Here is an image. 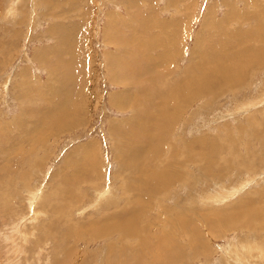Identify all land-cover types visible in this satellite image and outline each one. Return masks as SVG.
I'll return each instance as SVG.
<instances>
[{
	"label": "rangeland",
	"instance_id": "1",
	"mask_svg": "<svg viewBox=\"0 0 264 264\" xmlns=\"http://www.w3.org/2000/svg\"><path fill=\"white\" fill-rule=\"evenodd\" d=\"M242 201L252 228L205 221ZM263 208L264 0H0V264H264ZM143 217L165 237L132 253Z\"/></svg>",
	"mask_w": 264,
	"mask_h": 264
},
{
	"label": "bare ground",
	"instance_id": "2",
	"mask_svg": "<svg viewBox=\"0 0 264 264\" xmlns=\"http://www.w3.org/2000/svg\"><path fill=\"white\" fill-rule=\"evenodd\" d=\"M210 22H212V21H210ZM216 23V22H215ZM214 23V24H215ZM174 36V35H173ZM212 58H209V57H206V60L204 59L203 61L205 62V64L206 63H208V62H210V60H211ZM212 60H214V61H216L215 63H213V64H218L219 63V61H217V60H215V59H212ZM208 65V64H207ZM210 65V64H209ZM241 70V69H240ZM188 71V70H187ZM187 73V72H186ZM214 73V72H213ZM213 73L212 74H210V75H207V76H202V77H200L199 78V75L197 74V78H193V80H192V84L194 83V84H197V88H196V90H195V92H194V94H195V96L194 97H199V96H201V94H203V93H200V92H203V91H205L206 92V94H208V95H213L214 94V92H213V85H218V84H220V81H216V80H214L213 79ZM234 78L231 76V77H229V79H230V82H235V73H234ZM187 79H184L185 81H186V84H189L190 83V80H191V78L188 76V77H186ZM229 81V80H228ZM229 82V83H230ZM183 84V83H182ZM192 84L190 85V86H192ZM237 86V85H236ZM235 86V87H236ZM169 87V86H168ZM215 88V87H214ZM217 88H218V86H217ZM183 89L184 88H182L181 86H179V87H177L176 88V90L175 91H173V94L176 92H182L183 91ZM188 91V93H190V89H188L187 90ZM217 91V90H216ZM169 92V91H168ZM171 93V92H170ZM176 93L174 94V98L176 97ZM216 94H218L217 92L214 94V95H216ZM156 95V94H155ZM165 95V94H164ZM163 95V96H164ZM158 96V95H157ZM161 96V95H160ZM165 97H167L166 95H165ZM132 99V98H131ZM163 99V98H162ZM188 100H190L189 99V97L188 96H182L181 97V102H179V106H177L176 108H174V112L179 116L180 115V113H181V111H182V109H184V107H185V104L187 103V101ZM148 102V101H147ZM165 102V101H164ZM256 102V101H255ZM209 103V102H208ZM151 104V103H150ZM166 105L168 104V103H165ZM254 104V103H253ZM162 105V102H160V105H158L159 107ZM139 107V106H138ZM136 108H137V106H136ZM141 111V110H140ZM135 112V111H134ZM137 112V111H136ZM142 112V111H141ZM136 114V113H135ZM136 115H138V114H136ZM167 115V114H166ZM174 115V114H173ZM172 116V115H171ZM164 118H167L166 116H164ZM153 119V118H152ZM173 119H175V120H177V116L176 115H174V118H171V120L173 121ZM196 119V118H195ZM131 120V119H130ZM139 120V119H138ZM167 120H169V119H167ZM148 121V120H147ZM199 121H201V120H199ZM141 127V126H140ZM139 128V127H138ZM133 131L135 130V129H132ZM210 139V138H209ZM173 144V143H172ZM203 152V151H202ZM202 152H200V154H192V155H188L187 156V159L189 160V161H192V162H194V163H196V165H198L197 163H202L201 161L202 160H204V159H206V156H204V155H202ZM218 152V151H217ZM206 153V152H205ZM211 154H213V152L211 153ZM202 155V156H201ZM86 157V156H85ZM199 163V165H201ZM179 164V163H178ZM194 165V164H193ZM204 166V165H203ZM203 166H202V169H203ZM196 167V166H195ZM171 168V167H170ZM199 168V167H198ZM197 168V169H198ZM201 169V170H202ZM171 170V169H170ZM170 170L167 168V170L165 169L163 172H161L160 174H156V173H153L151 176H152V178H145L144 179V181L140 184V185H138L137 187H136V189H135V193H136V195L140 198V196L141 197H146V196H148L149 195V193L151 192V191H153V190H158V192L160 191L159 190V182L161 181V180H163V183H164V181H165V179H169L170 180V182H172L173 180H178L179 182H180V185H182L185 181H184V179L182 178L183 176V174L185 173H183V170H181V169H178V171H181V172H178L177 171V169H175L171 174H170ZM185 171V170H184ZM213 169L211 170V174L210 175H214L213 174ZM195 172H197V171H195ZM191 174V173H190ZM203 174V173H202ZM185 175H187V174H185ZM192 175V174H191ZM196 175V174H195ZM205 175V174H204ZM182 176V177H181ZM187 176H189V175H187ZM186 176V177H187ZM172 177H175V179H172ZM186 177H185V179H186ZM189 177H191V176H189ZM212 177V176H211ZM214 179V178H213ZM205 180V179H204ZM136 185V183H132L131 185H129L128 187H127V189H126V191H128V192H132V189H133V187ZM164 185V184H163ZM184 185V184H183ZM181 188V186H179V189ZM185 188L183 187V190H184ZM181 190V189H180ZM140 195V196H139ZM210 197H212L213 198V195H210L209 196V198ZM211 199V198H210ZM245 200V203H246V206L245 207H248V206H251V204L253 203V202H248V201H246V199H244ZM206 202V201H205ZM243 202L244 201H242L240 204H241V208H242V211H239L238 213H237V209L239 208H237V209H234L233 207V209L235 210V211H233L232 213H229V215H226V214H223L222 215V212L219 210L217 213H216V211H214V209L213 210H211L210 212H213V213H211V214H208L207 213V217H206V219H205V221H207V222H214V221H218L221 217H225V218H227V220H230V222L232 223V224H230L229 226H228V230H231V229H234L235 227H237V228H241V227H244V226H246L247 224H248V227H251L252 228V225H251V223H247V224H245L244 222L243 223H239V222H237L236 224H235V216H237V215H239V214H242V215H246L247 213H248V211H244L243 209H245L244 208V204H243ZM215 203V202H214ZM217 203V202H216ZM207 204V203H206ZM237 204V203H236ZM215 205V204H214ZM252 207V206H251ZM141 210V213L142 214H145V212H144V208L142 207V206H140L139 207ZM229 209V208H228ZM251 209H253V208H251ZM259 209V208H258ZM264 209V208H263ZM232 210V209H231ZM231 210H228V211H231ZM256 211H257V214L256 215H254L253 217H252V219H255V220H258L256 217H258L259 216V214L260 215H262L263 214V212H262V210H257V209H255ZM249 212H250V210H249ZM227 213V212H226ZM251 213V212H250ZM253 213V212H252ZM259 213V214H258ZM192 215V214H191ZM248 215V214H247ZM107 216H108V214H107ZM186 216V215H185ZM188 216V215H187ZM186 216V217H187ZM109 217V216H108ZM186 217H181V218H177V219H175V218H173V219H175V220H173V221H175L176 223H179V224H181L182 225V227L184 228V227H186V226H188V224H187V219H186ZM247 217V216H246ZM246 217L244 218V220L246 219ZM251 217V216H250ZM259 218V217H258ZM160 220H161V218H159ZM242 219V218H241ZM146 220V217H143L142 218V222L139 224V225H134L133 226V224L131 223V222H129V223H126L125 225H122V226H119V227H117V229L120 231V232H122V233H124V234H127V236H129V235H138V234H140V233H142V232H145L146 233V236L145 237H143V238H141L139 241H138V243L130 250L132 253H134V252H136V250H137V248H142V251L143 250H145V249H147L148 247H149V245L151 244V243H156V244H160V242L164 239V237H165V235H164V231H165V227H166V225H164V226H162V230L160 231V232H163V234L162 233H159V235L158 236H155L154 238H153V240L151 239V228H150V224L149 223H147V221L146 222H144V221ZM162 221V220H161ZM260 221H264V218H263V220L261 219ZM95 222L96 221H90L89 222V228L91 229V227L92 226H94V224H95ZM103 222V223H102ZM190 222H191V220H190ZM254 222V221H253ZM98 223H100V224H98V225H96V227H95V229H92L93 231H92V240L93 241H95L96 239H102V238H105V237H107L109 234H108V230H109V222L107 221V220H99L98 221ZM164 223H165V221H164ZM166 224V223H165ZM169 224L171 225V223L169 222ZM140 225H142L140 228H139V226ZM149 225V226H148ZM162 225V224H161ZM189 225H190V223H189ZM205 225H208V223H206ZM192 228H191V230L193 229V224H191L190 225ZM189 230V229H188ZM191 230H189V232L191 231ZM227 231V230H226ZM251 232V231H250ZM185 234H186V232H185ZM94 235V236H93ZM194 236V235H193ZM124 239V237L123 236H121L120 237V240H123ZM11 242V241H10ZM198 243V242H197ZM174 244V243H173ZM176 245V244H175ZM192 245V244H191ZM190 245V246H191ZM203 245V244H202ZM201 245V246H202ZM206 245V244H205ZM205 245H203L204 246V249H205ZM185 246V245H184ZM185 248H186V246H185ZM19 249V248H18ZM157 249H158V255H160V254H162V253H164V251H162V250H160V248L157 246ZM177 249V248H176ZM182 249V248H181ZM233 249V248H232ZM231 249V250H232ZM178 250V249H177ZM177 250H176V253H177ZM68 251V250H67ZM179 251V250H178ZM184 251V250H183ZM199 251H201V249H199ZM69 252V251H68ZM180 252V251H179ZM181 252H182V250H181ZM205 252V251H204ZM173 253V252H172ZM183 253V252H182ZM206 253V252H205ZM179 254V253H178ZM195 254H197V253H195ZM207 255L209 254V253H206ZM75 255H77L76 253H74L72 256L70 255V257H71V259L70 260H72L71 262L72 263H74V264H76V261H75ZM163 255H161V257H162ZM175 256H176V254H175ZM184 256V255H183ZM186 256V255H185ZM188 256V255H187ZM186 256V257H187ZM203 256V255H202ZM191 257V256H190ZM195 257V256H194ZM82 258V257H81ZM185 258V257H184ZM165 259V258H164ZM171 259V257L169 258V260ZM183 259V258H182ZM181 259V260H182ZM186 259V258H185ZM86 260V259H85ZM160 260V259H159ZM171 261H172V259H171ZM170 261V262H171ZM175 261V260H174ZM173 261V262H174ZM111 262H113V261H111ZM111 262H109L108 264H110ZM160 262V261H159ZM169 261H168V263H170ZM177 263H178V261H176ZM180 262V261H179ZM182 262V261H181ZM180 262V263H181ZM162 262H160V264H161ZM168 263H166V264H168ZM172 263V262H171ZM176 263V264H177ZM80 264H84L82 261L80 262ZM119 264V263H118ZM120 264H122V262H120ZM143 264H145V262L143 263ZM159 264V263H158ZM164 264V263H163ZM182 264V263H181ZM184 264H185V262H184Z\"/></svg>",
	"mask_w": 264,
	"mask_h": 264
}]
</instances>
